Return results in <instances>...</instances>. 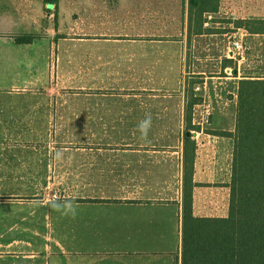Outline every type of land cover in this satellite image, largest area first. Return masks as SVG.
Masks as SVG:
<instances>
[{
    "label": "crops",
    "instance_id": "0c3cea01",
    "mask_svg": "<svg viewBox=\"0 0 264 264\" xmlns=\"http://www.w3.org/2000/svg\"><path fill=\"white\" fill-rule=\"evenodd\" d=\"M247 21H264V0H219L198 33L189 0H0V240L15 233L0 260L181 264L185 196L195 217L228 214L238 83L264 80V32ZM237 37L251 75L233 57ZM69 69L80 92L62 93ZM183 72H232L233 110L207 97L189 129L185 93H152L179 92ZM203 113L220 121L204 127ZM65 199L75 216L49 204Z\"/></svg>",
    "mask_w": 264,
    "mask_h": 264
},
{
    "label": "trees",
    "instance_id": "16d2710c",
    "mask_svg": "<svg viewBox=\"0 0 264 264\" xmlns=\"http://www.w3.org/2000/svg\"><path fill=\"white\" fill-rule=\"evenodd\" d=\"M190 23L195 32L203 15L215 13L219 0H189ZM54 5L57 0H43ZM261 26L264 21L243 23ZM17 38L18 44L31 42ZM234 68L233 70H235ZM193 100L187 105V121ZM229 206L225 218L195 217L191 195L184 199L181 264H264V80L243 79L238 83Z\"/></svg>",
    "mask_w": 264,
    "mask_h": 264
},
{
    "label": "rangeland",
    "instance_id": "374dc122",
    "mask_svg": "<svg viewBox=\"0 0 264 264\" xmlns=\"http://www.w3.org/2000/svg\"><path fill=\"white\" fill-rule=\"evenodd\" d=\"M72 13H74V9L72 11ZM251 30H258V31H262L264 32V24L261 26H255L254 24H252L250 26ZM232 39H242L243 41V45H244V41L243 38L237 37V38H232ZM231 39V41H232ZM244 57L245 60L242 62L241 65V74H249L251 75L254 71H253V67H255V58L252 55L251 51H247L246 47L244 45ZM213 62V59L212 61ZM55 64V61L53 62V65ZM232 65V68H236V63L233 61L232 63H230ZM56 71V65L54 67V69ZM229 73V72H228ZM55 74V73H54ZM68 80L67 83L62 85L64 87V89H62V93L66 92V93H76V92H80L75 90L76 84L74 83V75H75V71L69 69L68 70ZM233 73H230V76H226L225 74H223V72L218 73V74H214L211 76H206V77H212L213 79H201V77L199 76H194V77H189V79L187 78V76L184 74H181V85H180V90L179 92H172V91H159V92H152L153 94H164L166 96L169 95H174V94H180V93H185L186 96V109H187V105L192 102L193 100H198L199 103L198 105H195L194 109H199L200 111H204L206 112L207 109L209 110V108H203L201 106H203V99L205 101V99H207V97H209V102L207 101V104L205 106H213L214 109H216L215 111H218L219 109L222 108V106L224 107H228V109L233 110V102H232V98L234 97V95H236V90L232 87L231 84H229V82L226 81V78H232ZM95 89H98L99 87H94ZM117 88V87H115ZM170 89V88H168ZM107 92V91H106ZM82 93H105V91L100 90V91H95V90H85ZM114 93V92H111ZM236 103H237V99H236ZM91 105L90 102L85 103V108ZM117 106V105H116ZM118 108V107H117ZM193 109V108H192ZM205 115V113H203V116ZM211 115V114H210ZM224 120V119H223ZM226 120H228V118H226ZM201 121L203 122L204 127H208L209 129L213 128V124L216 122L218 124V121H220L219 117H215L212 118V116H204V118H201ZM207 133V132H206ZM218 145L216 144L214 147H217ZM223 150H225V148H222ZM3 231H0V234ZM6 233V232H5ZM15 233H7L4 236L3 240H0L1 242H7L10 241L12 238H14ZM1 249V248H0ZM4 250V249H1ZM3 256V255H0ZM15 255H6L4 256L5 259L4 260H0V264H22L21 261L19 259H16L14 257Z\"/></svg>",
    "mask_w": 264,
    "mask_h": 264
},
{
    "label": "clouds",
    "instance_id": "9594fccd",
    "mask_svg": "<svg viewBox=\"0 0 264 264\" xmlns=\"http://www.w3.org/2000/svg\"><path fill=\"white\" fill-rule=\"evenodd\" d=\"M152 126V118L151 114H146L145 118L139 122L137 125V130L140 132L141 139H147L148 132L151 129ZM63 158V149L57 150L55 152L54 159L60 160ZM42 203V202H39ZM50 206L61 212L64 215H76V211L78 208V205L75 204V202L72 199H65V200H53L49 201Z\"/></svg>",
    "mask_w": 264,
    "mask_h": 264
},
{
    "label": "built area",
    "instance_id": "2783aa9c",
    "mask_svg": "<svg viewBox=\"0 0 264 264\" xmlns=\"http://www.w3.org/2000/svg\"><path fill=\"white\" fill-rule=\"evenodd\" d=\"M232 53H233V57L237 58V59H241L244 56V45H243V41L242 39L236 40L232 43Z\"/></svg>",
    "mask_w": 264,
    "mask_h": 264
}]
</instances>
